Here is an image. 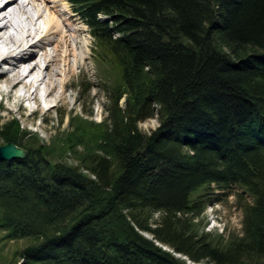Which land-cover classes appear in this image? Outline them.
I'll return each instance as SVG.
<instances>
[{
  "label": "trees",
  "instance_id": "trees-1",
  "mask_svg": "<svg viewBox=\"0 0 264 264\" xmlns=\"http://www.w3.org/2000/svg\"><path fill=\"white\" fill-rule=\"evenodd\" d=\"M70 1L119 82L106 119L52 144L0 126L27 149L0 160V230L36 239L18 264H264V0ZM234 186L239 232H199L211 187Z\"/></svg>",
  "mask_w": 264,
  "mask_h": 264
},
{
  "label": "rangeland",
  "instance_id": "rangeland-1",
  "mask_svg": "<svg viewBox=\"0 0 264 264\" xmlns=\"http://www.w3.org/2000/svg\"><path fill=\"white\" fill-rule=\"evenodd\" d=\"M67 7L74 14L78 22L77 27L85 30V34L81 37L85 39L88 45L87 51L90 57L85 65H83V72L77 68L75 70L73 76L75 83L69 91L68 103L63 104L60 102L58 105H55L52 101L53 103L44 104L45 106L43 105L42 110L31 113L30 109L32 106H35L33 102H30L28 106H21L20 102L13 97L0 99V126L9 123L8 121L12 118L16 119L23 132L31 133H29L30 137H26V139H22L18 135L17 141L24 142L25 144L28 142L31 146L54 143L57 138H60L68 130L69 122L77 120V117L85 121L94 122L106 119L108 117L110 101L105 89L107 86H114L119 82L117 79L119 76L118 70L110 63V59L104 56L103 58L98 54L95 41L90 35L88 26L76 11V6L70 0H67ZM19 18L24 30L28 28L32 29V25L25 20L24 16L21 15ZM38 25L41 30L44 28L42 22L39 21ZM12 31L16 37L20 36L15 30L10 29V32ZM5 66L4 64L0 65V71ZM88 87L89 90L86 89ZM120 104L124 106V96ZM50 105L53 106L48 111L47 108ZM18 106H20V109ZM157 125V117L148 118L137 124L139 130L146 134L156 128ZM42 126L44 127L42 128ZM33 133L37 135V138L32 137ZM5 143L6 141L0 135V145ZM14 144L19 146L17 143ZM21 148L25 151L27 150L24 147ZM72 158L73 156L69 158L70 162H72ZM240 191L241 189L235 186L228 190H219L211 187L210 202L203 213L193 221L196 224V229L199 232L205 231L210 233L211 237L222 236L223 239H227L232 233L239 232L242 220V205L245 203L243 198H246L250 202L245 194L242 197L237 195V192ZM143 234L148 237L150 236L147 233ZM35 242L36 239L29 237L19 239L9 238L4 231L0 230V264L20 263L22 260L19 254L20 250ZM165 249L169 250L167 247ZM177 256L184 258L178 254ZM187 263L191 264L192 262L187 261Z\"/></svg>",
  "mask_w": 264,
  "mask_h": 264
},
{
  "label": "bare ground",
  "instance_id": "bare-ground-1",
  "mask_svg": "<svg viewBox=\"0 0 264 264\" xmlns=\"http://www.w3.org/2000/svg\"><path fill=\"white\" fill-rule=\"evenodd\" d=\"M21 15L32 29L24 30ZM39 21L44 24L42 30ZM77 23L67 0H0V65H6L0 72L4 86L0 94L13 97L21 106L33 102L34 111L52 101L68 103L75 70L83 72L90 58L81 37L85 30Z\"/></svg>",
  "mask_w": 264,
  "mask_h": 264
},
{
  "label": "water",
  "instance_id": "water-1",
  "mask_svg": "<svg viewBox=\"0 0 264 264\" xmlns=\"http://www.w3.org/2000/svg\"><path fill=\"white\" fill-rule=\"evenodd\" d=\"M25 156L26 151L10 141L0 145V160L9 161L16 158H24Z\"/></svg>",
  "mask_w": 264,
  "mask_h": 264
}]
</instances>
